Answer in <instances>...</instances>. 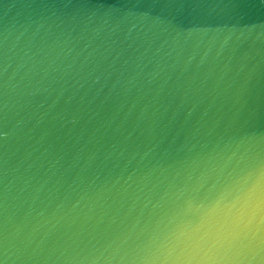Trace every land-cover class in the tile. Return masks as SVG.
<instances>
[{
    "label": "water",
    "instance_id": "water-1",
    "mask_svg": "<svg viewBox=\"0 0 264 264\" xmlns=\"http://www.w3.org/2000/svg\"><path fill=\"white\" fill-rule=\"evenodd\" d=\"M0 264H264V0H0Z\"/></svg>",
    "mask_w": 264,
    "mask_h": 264
}]
</instances>
